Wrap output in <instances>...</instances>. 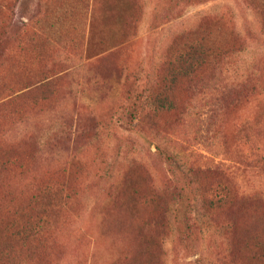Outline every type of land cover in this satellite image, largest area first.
Instances as JSON below:
<instances>
[{"label":"rangeland","instance_id":"rangeland-1","mask_svg":"<svg viewBox=\"0 0 264 264\" xmlns=\"http://www.w3.org/2000/svg\"><path fill=\"white\" fill-rule=\"evenodd\" d=\"M263 226L264 0H0V264H254Z\"/></svg>","mask_w":264,"mask_h":264},{"label":"trees","instance_id":"trees-1","mask_svg":"<svg viewBox=\"0 0 264 264\" xmlns=\"http://www.w3.org/2000/svg\"><path fill=\"white\" fill-rule=\"evenodd\" d=\"M11 21H13V24L19 31H28V24H24L22 22L17 23L13 20V18H11ZM158 107L164 108V106L161 105H158ZM43 194L45 195L46 193ZM36 227H38V224H35V226L27 232V234L24 236V240L34 239V237L37 235ZM248 243L251 262L254 264H264V226L261 230V236L254 235L249 239Z\"/></svg>","mask_w":264,"mask_h":264}]
</instances>
